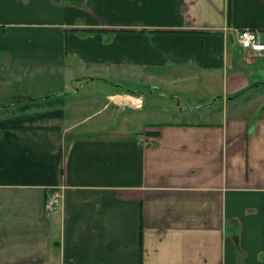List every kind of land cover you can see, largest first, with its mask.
<instances>
[{"label": "crops", "instance_id": "crops-1", "mask_svg": "<svg viewBox=\"0 0 264 264\" xmlns=\"http://www.w3.org/2000/svg\"><path fill=\"white\" fill-rule=\"evenodd\" d=\"M243 29L264 44V0H0V264H264V50ZM44 70L222 104L142 125L145 93L115 85L77 116L24 90ZM120 94L139 125L110 117Z\"/></svg>", "mask_w": 264, "mask_h": 264}, {"label": "rangeland", "instance_id": "rangeland-1", "mask_svg": "<svg viewBox=\"0 0 264 264\" xmlns=\"http://www.w3.org/2000/svg\"><path fill=\"white\" fill-rule=\"evenodd\" d=\"M107 78V82H102L97 79L87 81V79V82L79 85L77 84L73 89V87L67 82L66 74L44 70L41 73L34 74L33 78H28L24 81L23 86L24 90L31 97L54 95L52 98H45L44 100L47 101L52 99L54 102L59 101L61 103H64L65 101L73 102V106L69 103L71 109L76 106L81 108L77 116L101 108L105 101V94L117 90L115 85L124 90L144 92V110L142 112V114H144V120L140 122L142 125L143 123L151 122L153 120L162 121L166 118L201 117L202 114L211 111V109H215L222 104L221 101H217V103H211L212 105H210L209 108H204L201 112L194 111L188 113L185 112L186 107L196 106V101L203 98V94L201 93L203 89L199 87H191L187 90L182 88L180 84H175V86L170 87L161 85L153 90L152 83H149V81L144 78L136 79L129 74H118ZM78 87L80 90L76 91ZM124 95L128 94H120L119 96L124 98L127 97ZM113 97L115 96H112L111 98ZM69 104L66 106L69 107ZM108 113L112 115L110 117L114 118L116 116V118L118 117L117 119H120L121 116H128L130 120L125 126L130 125L131 123L136 126L139 125V122L131 121V119L134 120V117H137V114H135L129 106L111 105Z\"/></svg>", "mask_w": 264, "mask_h": 264}, {"label": "built area", "instance_id": "built-area-1", "mask_svg": "<svg viewBox=\"0 0 264 264\" xmlns=\"http://www.w3.org/2000/svg\"><path fill=\"white\" fill-rule=\"evenodd\" d=\"M237 41L242 49L246 51H263L264 44L258 39L257 33L251 29H243L237 32ZM65 186L59 184L53 191L47 196L45 200V214L47 217L50 214L57 212L62 203L63 192Z\"/></svg>", "mask_w": 264, "mask_h": 264}, {"label": "bare ground", "instance_id": "bare-ground-1", "mask_svg": "<svg viewBox=\"0 0 264 264\" xmlns=\"http://www.w3.org/2000/svg\"><path fill=\"white\" fill-rule=\"evenodd\" d=\"M124 96H130V97L135 98V99H132L130 97H125L124 98V97H120V96H115V97H113L111 99H112V101H114V102H116L118 104H121V105L131 104V105H135V106H140L141 101H140V99L138 97H134V96H131V95H124ZM136 99L139 100V103L137 102Z\"/></svg>", "mask_w": 264, "mask_h": 264}, {"label": "trees", "instance_id": "trees-1", "mask_svg": "<svg viewBox=\"0 0 264 264\" xmlns=\"http://www.w3.org/2000/svg\"><path fill=\"white\" fill-rule=\"evenodd\" d=\"M37 101H39V102H35V103H37L36 105L44 103V104H49V106H51L52 104L56 103L52 99L47 100L48 102H46L45 100H41V101L37 100ZM30 106H32V104L28 105V107H30Z\"/></svg>", "mask_w": 264, "mask_h": 264}, {"label": "water", "instance_id": "water-1", "mask_svg": "<svg viewBox=\"0 0 264 264\" xmlns=\"http://www.w3.org/2000/svg\"><path fill=\"white\" fill-rule=\"evenodd\" d=\"M214 102V100L213 101H211L210 103H207L206 105H202V106H208V105H210L211 103H213ZM202 106H200V107H202ZM200 107H196V108H200ZM187 109H190V108H187Z\"/></svg>", "mask_w": 264, "mask_h": 264}]
</instances>
